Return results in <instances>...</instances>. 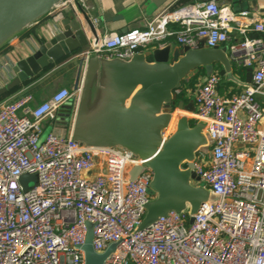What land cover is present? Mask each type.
<instances>
[{"label": "built area", "instance_id": "obj_1", "mask_svg": "<svg viewBox=\"0 0 264 264\" xmlns=\"http://www.w3.org/2000/svg\"><path fill=\"white\" fill-rule=\"evenodd\" d=\"M247 15L214 0L167 9L145 28L109 34L74 58L130 61L170 40L192 50L205 41L209 49L228 47L237 80L241 69L253 70L239 93H220V72L188 92L189 117L205 125L211 142L210 153L194 161L195 184L220 202L196 214L171 212L140 231L154 199L153 172L133 181L130 172L143 161L132 152L87 147L70 130L66 138L46 134L43 124H55L67 103L75 107L80 88H62L38 105L22 90L0 106V264H85L89 223L97 253L118 244L105 264H264V22L240 24ZM24 176L37 182L25 189Z\"/></svg>", "mask_w": 264, "mask_h": 264}, {"label": "water", "instance_id": "obj_2", "mask_svg": "<svg viewBox=\"0 0 264 264\" xmlns=\"http://www.w3.org/2000/svg\"><path fill=\"white\" fill-rule=\"evenodd\" d=\"M68 1L76 2L0 0V51ZM168 1L152 0V3L158 8ZM233 10L240 11L238 4ZM78 13L85 17L81 6ZM78 13L63 14L62 31L41 44L33 55L12 66L14 76L0 88V97L22 87L61 60L75 58L89 47L90 41ZM86 22L90 24L89 19ZM79 60L75 84V91L80 88L79 100L75 107L69 102L59 111L62 120L57 122L53 133L66 138L70 130L73 140L87 147L123 148L132 152L143 161L141 166L131 170L133 181L147 170L153 172L149 193L154 199L146 206L139 230H148L171 212L196 214L206 204L219 203L218 195L195 184L200 182L194 171L196 156L210 150L205 125H192L189 116H181L172 135L166 137L165 131L170 129L176 110L195 112L193 102L189 106L183 101L176 102L175 92L198 70L206 69L212 75L213 67L219 65L221 77L244 86L252 82L253 70L247 71L246 83L242 84L233 75L228 47L209 49L205 41L194 50L180 46L171 52L166 46L150 54H137L130 61L106 60L95 55L87 62ZM30 182L35 184L37 177L21 179L25 189H29ZM87 227L82 247L85 264H105L118 244H110L104 253H97L93 247L94 226L89 223Z\"/></svg>", "mask_w": 264, "mask_h": 264}, {"label": "crops", "instance_id": "obj_3", "mask_svg": "<svg viewBox=\"0 0 264 264\" xmlns=\"http://www.w3.org/2000/svg\"><path fill=\"white\" fill-rule=\"evenodd\" d=\"M208 0H170L162 6L156 8L152 0H76V2L68 1L63 7H58L50 15L41 19L39 22L32 25L25 30L21 35L14 38L3 50L0 51V88L13 78L12 66L27 58L37 50V48L45 43L50 38L57 35L62 31L60 25L61 20L64 18L63 14L78 13V7L81 6L85 17L78 13L79 22H81L87 39L90 41L91 46L98 44L105 36L113 33H121L123 30H131L133 28H145L146 24L154 17L160 15L167 9H175L184 5L193 4ZM212 1V0H210ZM220 3L221 6L230 8L232 11L233 6H239L238 13H248L244 18L239 19L240 24L250 25L253 21L264 22V0H214ZM89 19L90 24L86 21ZM174 29L177 26H172ZM173 52L176 48L180 47L174 40H170L166 44ZM165 46V47H166ZM87 48V49H88ZM154 47H148L142 50L144 54H150ZM152 62V60H150ZM79 59L71 57L65 58L60 62L49 67L42 74L37 75L32 80L24 84L13 93H9L0 97V106L9 101H14L17 95L22 90H27L35 97V102L42 103L47 100L51 95L55 94L60 89L68 88L75 90L77 80ZM221 70V68H220ZM236 77L240 80H247V72L242 69L238 72ZM223 85L220 93L228 95L230 93H239L244 89V85L231 82L223 78ZM231 83L233 86H230ZM242 83V82H241ZM244 84V83H242ZM186 106H189L193 100L188 96ZM194 103V102H193ZM184 112V113H181ZM181 116L190 115L185 111H176V114ZM186 114V115H185ZM178 115V116H179ZM180 116V117H181ZM62 119L57 120V122ZM57 122H45L43 128L47 132H53ZM198 122L193 120L192 125ZM54 125V126H53ZM205 133V130H204ZM206 135V133H205ZM210 153V150L207 154ZM98 167L92 173H97Z\"/></svg>", "mask_w": 264, "mask_h": 264}, {"label": "trees", "instance_id": "obj_4", "mask_svg": "<svg viewBox=\"0 0 264 264\" xmlns=\"http://www.w3.org/2000/svg\"><path fill=\"white\" fill-rule=\"evenodd\" d=\"M220 66L216 65L213 67V71L212 74L220 72ZM211 72H208L206 69H200L198 70L192 77V79L189 80V82L184 83L181 87V94L176 95V102L179 101H183L184 103L187 102V98H188V92L189 90H194L197 86V84L204 79V77L210 76ZM229 85L231 86V83H229ZM20 88V87H19ZM19 88L15 89L14 91L18 90ZM12 91V93L14 92Z\"/></svg>", "mask_w": 264, "mask_h": 264}, {"label": "rangeland", "instance_id": "obj_5", "mask_svg": "<svg viewBox=\"0 0 264 264\" xmlns=\"http://www.w3.org/2000/svg\"><path fill=\"white\" fill-rule=\"evenodd\" d=\"M231 86L234 87V85H232V84H231ZM35 104L38 105L39 103L35 102ZM175 113H176V112H175ZM181 113H184V112H181ZM177 115H179V113H178ZM185 115H186V114H185ZM180 116H181V114H180L177 118H179ZM188 116H189V115H188ZM173 131H174V129H173V130H170V129L166 130V131H165V135H166V137L172 135ZM48 133H49V132H46V134H48ZM44 136H45V135H44Z\"/></svg>", "mask_w": 264, "mask_h": 264}, {"label": "bare ground", "instance_id": "obj_6", "mask_svg": "<svg viewBox=\"0 0 264 264\" xmlns=\"http://www.w3.org/2000/svg\"><path fill=\"white\" fill-rule=\"evenodd\" d=\"M186 116H188V115H186ZM177 117H178V115L175 114V116H174V118H173V120H172L171 126H170V130H173V129L175 128V126H176V122H177V120H178Z\"/></svg>", "mask_w": 264, "mask_h": 264}]
</instances>
